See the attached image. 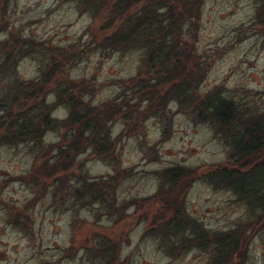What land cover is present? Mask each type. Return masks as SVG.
<instances>
[{"label": "rangeland", "instance_id": "rangeland-1", "mask_svg": "<svg viewBox=\"0 0 264 264\" xmlns=\"http://www.w3.org/2000/svg\"><path fill=\"white\" fill-rule=\"evenodd\" d=\"M196 2L175 48L189 53L184 76H202L188 98L219 96L232 109L233 122L243 126L264 119V5L260 0ZM6 17L0 42L12 36L36 45L18 61L15 77L36 82L49 51L61 52L68 60L57 80L78 83V98L112 115L105 117L106 134L116 142L109 159L90 150L78 154L69 172L73 179L69 176L61 189L58 180L45 182L39 172L54 162L52 147L60 144V132H47L36 146H0V264H110L113 257L112 264H210V246L178 247L190 233L183 228L177 240L171 236L169 208L206 234L245 224L238 247L242 263L264 264V215L251 218L255 214L232 191L206 178L232 163L231 147L197 116L195 106L185 107L169 95L166 85L153 99L144 95L143 81L154 76L145 53L91 45L99 32L104 39V23L92 19L79 0H8ZM46 100L53 104L54 93ZM55 108L53 119L67 117V108ZM173 168L182 169L183 176L169 186L163 175ZM84 179H105V197L97 201L84 192ZM100 239H107V253L101 252L106 248Z\"/></svg>", "mask_w": 264, "mask_h": 264}, {"label": "trees", "instance_id": "trees-1", "mask_svg": "<svg viewBox=\"0 0 264 264\" xmlns=\"http://www.w3.org/2000/svg\"><path fill=\"white\" fill-rule=\"evenodd\" d=\"M7 1L0 0L2 32L8 26ZM193 2L195 0H79V5L83 4L84 10L91 13L92 19L99 18L104 23L103 27L100 24L105 34L104 39L99 38V32L91 45L118 52L137 49L145 53V65L150 67L154 76L147 83L143 81L141 86L146 91L144 95L151 99L160 87L166 85L165 90H168L166 92L169 95L182 99L181 103L185 107L195 106L197 116L208 121L218 135L223 137L231 147L232 155L229 158L232 163L228 168L217 167L210 171L206 178L216 187L232 191L237 199L246 204L249 213L255 214L251 218L261 217L264 215V158L261 159L264 152V119L260 117L243 126L238 120L233 122L232 109L219 96L213 94L200 100L195 95L188 98V92L194 89L195 82L199 83L202 76L198 80L191 75L184 76L189 71L184 65V62L190 63L189 53L188 50L178 53L175 48L182 44V29L192 21L189 6ZM199 3L200 0H197L196 5ZM135 5H139V8ZM260 5H264V0H260ZM33 43L12 36L0 42V146L23 143L36 146L47 132H60V144L52 147L54 162L46 163L39 172L46 176L42 178L45 182L50 178L52 180L49 182L58 180L57 189H61L65 180L72 177L69 172L73 171V160L78 154L90 150L100 160L110 158L116 141L111 143L108 139L105 117L112 115L106 111L97 112L78 98V83H65L62 78L61 81L57 80L68 60L59 51H49L50 60L36 82L25 84L16 78L13 73L15 66L24 53L35 51L36 45ZM196 69H200V66ZM10 75L14 79H10ZM176 80L178 81L175 82ZM52 93L56 100L49 104L46 98ZM56 106L68 109L65 119L52 118ZM182 176V169L173 168L163 175V180L167 185L173 186ZM80 180L82 177L78 179ZM104 181L106 180L98 182L84 179V192H92V198L102 200L105 197ZM169 211L172 213L169 222L171 236L177 240L183 228L184 233H190L183 237L181 243L178 241V247L184 244L198 249L210 246L213 252L210 264H243V254L239 255L238 247L240 238L245 235V232L242 233L245 224L224 234L211 235L202 232L181 211L173 210V213L170 208ZM208 235L210 239L206 240ZM105 240L100 239L99 244L103 243L102 247L106 248L101 252L107 253L109 246ZM113 261L114 257L109 263L112 264Z\"/></svg>", "mask_w": 264, "mask_h": 264}]
</instances>
